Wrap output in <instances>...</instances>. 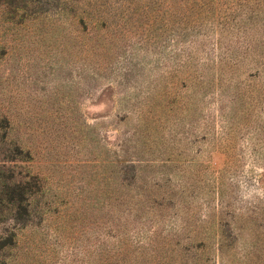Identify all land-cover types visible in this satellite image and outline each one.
Returning <instances> with one entry per match:
<instances>
[{
  "label": "rangeland",
  "instance_id": "374dc122",
  "mask_svg": "<svg viewBox=\"0 0 264 264\" xmlns=\"http://www.w3.org/2000/svg\"><path fill=\"white\" fill-rule=\"evenodd\" d=\"M263 23L264 0H0V200L35 193L25 224L0 204V264H98L122 217L181 243L160 264H264L254 63L209 85Z\"/></svg>",
  "mask_w": 264,
  "mask_h": 264
},
{
  "label": "trees",
  "instance_id": "16d2710c",
  "mask_svg": "<svg viewBox=\"0 0 264 264\" xmlns=\"http://www.w3.org/2000/svg\"><path fill=\"white\" fill-rule=\"evenodd\" d=\"M264 24V23H263ZM238 31L241 33L240 37L234 41L235 46L232 48L222 47L221 52L217 53L213 57L215 65L211 67V79L209 85L211 88L218 82L220 85L223 83H237V91L241 94L240 86L245 84L243 78L240 76V70L242 65L250 61L254 63L256 79L258 82L260 94L258 105H261V101L264 99V51L260 49L264 46V36L255 37L251 40L247 39L242 33H246L243 26H238ZM251 42L256 43V48L251 45ZM219 44V41L217 45ZM219 46V45H218ZM241 50H245L243 53ZM223 92V90H222ZM235 102V101H234ZM224 108V107H222ZM225 117V115H222ZM33 188L29 185L27 178L17 180L10 194L5 199L0 200V204L4 207V203H9L8 207L11 206L13 211V219L18 224H25L29 220L31 215V198L34 196ZM118 199V198H117ZM123 201V199H119ZM171 202L173 200H170ZM154 206L157 202L152 201ZM189 218V216H188ZM125 218L122 217V222L115 227L110 237L114 240L112 249V255L108 257V250L103 249V256L98 260V264H160L161 257L160 252L167 254L173 253L177 248L181 246L180 242H174L169 238H163L161 240L160 233L157 229L141 230L138 229L134 232L129 231L128 227L131 223L124 222ZM205 228H197V230L188 229V224L185 225H173L171 230L166 231L168 235L178 236L176 233H186L191 236L192 233H198L200 236L205 237ZM175 232V234H174ZM15 236V235H13ZM205 240L200 241L199 245L204 246ZM14 246V239L4 238L0 240V250H4L7 247Z\"/></svg>",
  "mask_w": 264,
  "mask_h": 264
}]
</instances>
